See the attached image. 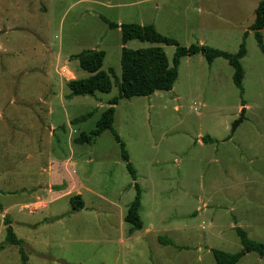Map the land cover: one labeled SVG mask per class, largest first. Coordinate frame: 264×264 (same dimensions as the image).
Segmentation results:
<instances>
[{
	"label": "rangeland",
	"instance_id": "1",
	"mask_svg": "<svg viewBox=\"0 0 264 264\" xmlns=\"http://www.w3.org/2000/svg\"><path fill=\"white\" fill-rule=\"evenodd\" d=\"M262 1L0 0V264H21L19 249L5 246L8 216L28 264H216L213 251L242 250L237 228L264 244V54L250 31ZM103 18L152 25L186 48L235 55L245 41L247 50L245 106L229 63L202 55L181 61L173 91L119 102L114 130L136 182L111 132L75 143L120 94L116 78L110 94L72 98L68 88L90 77L75 59L86 51L105 52L102 70L121 79L122 34ZM154 47L172 66L175 47L126 45ZM135 183L141 231L125 223ZM76 196L85 207L71 214ZM239 264L264 259L250 254Z\"/></svg>",
	"mask_w": 264,
	"mask_h": 264
},
{
	"label": "trees",
	"instance_id": "2",
	"mask_svg": "<svg viewBox=\"0 0 264 264\" xmlns=\"http://www.w3.org/2000/svg\"><path fill=\"white\" fill-rule=\"evenodd\" d=\"M255 16V22L251 26L250 31L254 33L258 46L264 54V38L262 33L264 31V0L259 4ZM102 20L108 25L110 30H120L122 34L121 79L116 77L113 70L109 72L102 70L106 58L105 52L86 51L78 55L75 59L79 62L80 68L87 72L90 77L83 80H72L68 83V88L72 98L95 97L97 93L110 94L114 87L113 78H116V85L119 88L120 94L119 97L110 101V108L102 114L96 129L89 135L83 133L75 140V143L78 145H93L104 133L111 132L116 143L120 147L121 157L126 163L127 170L133 182H136L138 179L137 172L130 163V157L125 144L114 130L115 108L119 105L121 100L146 98L153 96L157 92L173 91L179 78L181 61L188 57L202 55L209 65H212L218 59H224L229 63L234 70V85L239 89L242 103H244L243 106H245V101L243 99L245 94L243 87L245 72L242 66V60L247 56L245 41L241 45L239 52L235 55H231L207 46L192 45L188 48L182 47L177 41L161 35L152 25H118L104 18ZM247 36L248 33H246L244 40H246ZM131 41L175 47L176 53L173 59V65H170L163 48L154 47L133 51L126 48V45ZM92 117L93 114L90 113L80 118L75 123H84ZM203 141L206 143L214 142L211 138H204ZM135 189L137 195L129 207L128 214L125 217V223L130 225L134 231H141L143 229V221L140 215L142 209V190L137 183H135ZM70 204L72 208L71 214L82 212L85 207L80 196L72 198ZM1 212H3V206L0 203V213ZM5 223L7 226L5 246L17 247L21 255V264H28L29 260L24 249V242L20 240L14 232L12 218L9 216L6 217ZM236 233L240 238L242 250L236 254L213 251L216 264H239L243 258L250 254H257L261 259H264L263 243L251 240L247 232L241 228H237ZM159 241L163 242L164 245L177 247L170 241H162V239H159Z\"/></svg>",
	"mask_w": 264,
	"mask_h": 264
},
{
	"label": "crops",
	"instance_id": "3",
	"mask_svg": "<svg viewBox=\"0 0 264 264\" xmlns=\"http://www.w3.org/2000/svg\"><path fill=\"white\" fill-rule=\"evenodd\" d=\"M77 62V61H76ZM68 163H66V165H67ZM54 180L55 179V177H54V175H53V177L52 178H50V181L51 180ZM52 180V181H53ZM51 181V182H52ZM55 181V180H54ZM72 182H74V183H76V185H77V189H79V193H78V195H81V197L83 196L82 195V191L84 190V188H83V185L81 184V180H79L77 177H73L72 178ZM57 183H60V182H57ZM58 219H60L59 217H58Z\"/></svg>",
	"mask_w": 264,
	"mask_h": 264
},
{
	"label": "water",
	"instance_id": "4",
	"mask_svg": "<svg viewBox=\"0 0 264 264\" xmlns=\"http://www.w3.org/2000/svg\"><path fill=\"white\" fill-rule=\"evenodd\" d=\"M245 115H246V109H244L242 111L240 119L238 120V122L235 123V125L233 127V133H235L237 131V129L239 128V126L244 122Z\"/></svg>",
	"mask_w": 264,
	"mask_h": 264
}]
</instances>
